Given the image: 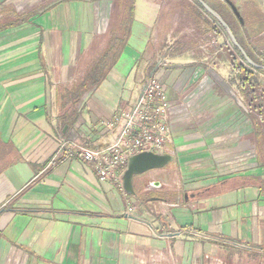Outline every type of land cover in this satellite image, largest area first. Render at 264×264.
I'll list each match as a JSON object with an SVG mask.
<instances>
[{
	"label": "crops",
	"instance_id": "crops-1",
	"mask_svg": "<svg viewBox=\"0 0 264 264\" xmlns=\"http://www.w3.org/2000/svg\"><path fill=\"white\" fill-rule=\"evenodd\" d=\"M182 3L136 0L128 46L101 75L111 37L98 0H63L0 31V264H264L258 124L223 76L229 56L207 66L212 35ZM153 72L171 107L168 166L133 176L132 193L60 153V135L109 145L108 123ZM215 138L221 161L188 165L217 153Z\"/></svg>",
	"mask_w": 264,
	"mask_h": 264
},
{
	"label": "rangeland",
	"instance_id": "rangeland-1",
	"mask_svg": "<svg viewBox=\"0 0 264 264\" xmlns=\"http://www.w3.org/2000/svg\"><path fill=\"white\" fill-rule=\"evenodd\" d=\"M0 1V11H2L0 25H2L6 21L12 20V15L14 14L34 15L36 12H42L49 6L63 0H10L12 4H4L6 0ZM98 1L99 6L102 7V14H104L102 19L104 30L111 37L114 29H119L121 22L126 19L123 15L124 11H126L124 9L129 7L131 0ZM158 1L162 5L167 4L171 9L173 7L178 9V5L185 1L187 3L182 4H189L188 6L198 11L199 17H201L200 20L203 21L202 23L199 21L198 24L204 27L203 30L206 31V34L210 33L212 35V42H210L212 48L211 50L208 47L204 49L202 57L203 59L206 58L207 66L212 69L214 66L219 67L218 64L224 63L225 57L229 56L230 70H223V76L227 77L229 74V81L234 84L235 95L250 110V115L255 117L258 124L257 129H259L257 144L264 154V0H205L235 29L231 27L241 48L233 41L227 27H224L213 13H209L199 0ZM100 38L103 37L100 36ZM99 40L97 41L99 42ZM128 42H125L126 46H128ZM241 44L246 48L248 47L254 56L257 57L258 62L255 65L249 61L247 50ZM242 48L247 56H245ZM123 52L119 54L118 60H120ZM147 77H149V73L145 76V79ZM211 143L213 147H209V149H215L217 153L212 152L211 154L208 153L207 156L197 157L195 161L189 162L188 165H193L200 169L205 166L208 167L215 162L219 163L222 158L218 152L219 140L215 138ZM215 173H219V169L211 171L210 174L215 175Z\"/></svg>",
	"mask_w": 264,
	"mask_h": 264
},
{
	"label": "built area",
	"instance_id": "built-area-1",
	"mask_svg": "<svg viewBox=\"0 0 264 264\" xmlns=\"http://www.w3.org/2000/svg\"><path fill=\"white\" fill-rule=\"evenodd\" d=\"M154 73V72H153ZM139 98L131 108L121 114H115L108 123L115 129L113 141L103 147H94L82 141L79 135L59 137L60 153L78 155L81 160L93 164L95 174L100 180L115 182L124 189L125 173L133 156L143 152H168L174 158L175 152L169 149L172 142V122L170 103L165 96V88L156 73L149 75L142 85ZM129 201L128 214L134 210ZM214 242L231 244V241L220 236L199 232L193 227L183 230ZM182 232L176 234L181 235Z\"/></svg>",
	"mask_w": 264,
	"mask_h": 264
},
{
	"label": "trees",
	"instance_id": "trees-1",
	"mask_svg": "<svg viewBox=\"0 0 264 264\" xmlns=\"http://www.w3.org/2000/svg\"><path fill=\"white\" fill-rule=\"evenodd\" d=\"M135 8H136V0H131L129 7L124 9L126 11H124L123 15L126 17V19H124L123 22H121V24L119 25V29H114L113 34L111 35V38L108 42L109 49L105 53H102V55L98 58L99 61L96 63V66L94 67V73L96 72L97 75H101L102 72L103 74L108 72L117 63V61H119L117 58L119 54H121L125 49L126 46L125 42L129 40V37L132 32L131 26L135 20V15H134ZM0 16H2V11H0ZM13 18L14 19H12L11 21L5 22L4 24L0 25V31L4 30L6 27L9 26L20 25L25 22L27 23L31 20L32 15L14 14ZM229 26L232 27L230 24ZM243 48L247 50L246 52L248 56L255 63L258 62L257 57L254 56V54L248 47L246 48L243 46ZM80 92L84 94L83 93L84 90H80Z\"/></svg>",
	"mask_w": 264,
	"mask_h": 264
},
{
	"label": "water",
	"instance_id": "water-1",
	"mask_svg": "<svg viewBox=\"0 0 264 264\" xmlns=\"http://www.w3.org/2000/svg\"><path fill=\"white\" fill-rule=\"evenodd\" d=\"M201 4L204 6V8L209 12L213 13L222 23L224 27H227L233 41L237 43V45L240 47V44L236 40V37L232 31V28L229 26L227 21L223 19L221 14L217 12L212 6H210L205 0H199ZM241 48V47H240ZM243 49V48H242ZM244 51V49H243ZM245 56L247 54L244 51ZM249 61L255 65V62L247 56ZM173 159L171 154L168 153H154V152H143L139 155L133 156L130 159V163L128 166V169L125 173V182H124V188L126 191L135 193L134 191V177L135 175H141L142 173H145L150 170H156V168H163L165 166H168L171 163V160Z\"/></svg>",
	"mask_w": 264,
	"mask_h": 264
},
{
	"label": "bare ground",
	"instance_id": "bare-ground-1",
	"mask_svg": "<svg viewBox=\"0 0 264 264\" xmlns=\"http://www.w3.org/2000/svg\"><path fill=\"white\" fill-rule=\"evenodd\" d=\"M204 83H206V80L204 81Z\"/></svg>",
	"mask_w": 264,
	"mask_h": 264
}]
</instances>
